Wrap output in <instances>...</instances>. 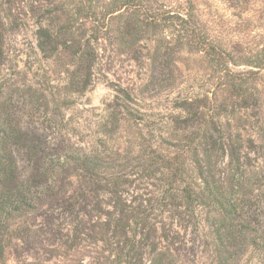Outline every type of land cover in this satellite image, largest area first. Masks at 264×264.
I'll return each instance as SVG.
<instances>
[{
    "label": "trees",
    "instance_id": "trees-1",
    "mask_svg": "<svg viewBox=\"0 0 264 264\" xmlns=\"http://www.w3.org/2000/svg\"><path fill=\"white\" fill-rule=\"evenodd\" d=\"M74 1L72 9H60L58 16L52 12L55 24H40L36 38L42 55L52 58L69 51L76 59L71 79L75 92L90 84L94 43L114 21L122 24L123 42L157 40L156 53L163 46L158 32L170 30L175 43L167 44L160 57L162 87L176 83L175 62L183 59V52L201 57L216 84L212 93L175 105L171 131L156 145L137 134L126 141V149L111 148L108 155L36 139L22 127L11 101H0V264H10L9 258L13 264H35L20 259L15 247L16 241L34 233L33 226L21 227V220L44 206L49 208L46 213L55 211L64 221L67 233L57 239L60 247L71 251L86 241L100 243L112 252L113 264H181L183 241L174 226L198 230L201 221L207 231L208 264H239L249 251L264 257V128L256 146L234 125L239 110L258 105L252 86L257 73L229 70L232 54L209 41L191 0L176 9L151 0ZM5 31L0 18V65ZM260 57L250 66L263 69L264 54ZM113 91L102 124L104 144L123 124L142 121L132 108L133 97L120 87ZM253 148L262 159L260 168H254L246 154ZM17 154L25 156L24 167ZM49 217L58 220L49 215V222Z\"/></svg>",
    "mask_w": 264,
    "mask_h": 264
},
{
    "label": "rangeland",
    "instance_id": "rangeland-1",
    "mask_svg": "<svg viewBox=\"0 0 264 264\" xmlns=\"http://www.w3.org/2000/svg\"><path fill=\"white\" fill-rule=\"evenodd\" d=\"M70 1L0 0V18L6 28L4 61L0 65V101H11L22 127L31 131L34 138L86 153L103 151L106 155L111 148L126 149L130 145L126 141L137 134L156 145L161 135L171 131L168 123L176 104L213 92L216 83L212 72L201 57L184 52L180 54L183 59L175 62L176 83L172 87H162L159 79L163 58L160 57H164L167 44L174 46L175 43L170 30L158 32L157 38L163 46L156 53L157 40H137L131 44L126 39L123 42L119 36L122 24L118 21L113 22L107 34H99L94 43L96 61L90 72V84L84 91L75 92L71 89V79L76 59L69 51L52 58L42 55L36 38L40 24H55L50 20L53 13L58 16L60 9L73 8L76 1ZM151 1L165 9L184 7L183 0ZM191 3L196 20L209 41L232 54L234 65H230L229 70L235 74L257 73V81L252 86L258 92V105L239 110L236 117L240 119L234 123L240 125L242 130L239 131L245 139L257 146L260 143L258 135L264 128V68L259 70L250 65L264 54V0H191ZM81 22L86 28L91 25L88 21ZM119 87L133 97L135 105L132 108L138 110L142 121L123 124L113 140L104 144L102 124L108 116V105L113 102V90ZM258 153L256 148L246 151L254 168L262 166ZM17 161L20 166L26 164L24 155L17 154ZM48 209L44 206L21 220L24 222L21 227L33 226L34 233L26 241H16L15 250L20 259L35 264H113L112 252L100 243L93 245L86 241L71 251L60 247L61 240L57 239H62L61 234L67 233V229L63 228L64 221L57 217V212L46 213ZM49 215L58 220L49 217V222ZM92 222L97 219L93 218ZM85 227L89 228V223ZM174 229L183 241L178 252L181 264H208L210 250L205 245L204 223L200 222L198 230L177 226ZM9 263L13 264L14 260L9 258ZM239 264H264V257L249 251Z\"/></svg>",
    "mask_w": 264,
    "mask_h": 264
}]
</instances>
